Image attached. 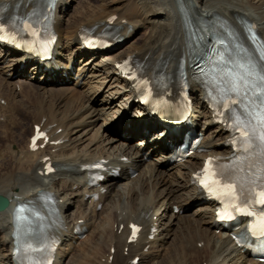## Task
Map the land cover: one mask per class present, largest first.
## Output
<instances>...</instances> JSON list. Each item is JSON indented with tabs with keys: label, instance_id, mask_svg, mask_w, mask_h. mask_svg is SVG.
Segmentation results:
<instances>
[{
	"label": "bare ground",
	"instance_id": "bare-ground-1",
	"mask_svg": "<svg viewBox=\"0 0 264 264\" xmlns=\"http://www.w3.org/2000/svg\"><path fill=\"white\" fill-rule=\"evenodd\" d=\"M36 1L0 0V10L7 9L9 17L26 15ZM74 1L80 0L57 3L54 63L36 61L30 54L23 56L0 44V97L5 100L0 104V119L4 122L0 135V173H4L0 174V195L10 201L9 209L0 213V264H16L11 237L15 206L24 201L36 204L47 193L57 199L62 216L56 231L62 245L55 264H134L137 257L140 264H260L238 249L228 232L217 234L214 205L196 208L201 198L193 184L194 174L204 158L231 155L224 146L229 133L222 125L213 127L215 116L206 107L205 91L194 87L192 97L200 107L196 108L200 109L198 119L199 126H203L200 132L205 133L202 146L206 153L191 157L185 164H171L169 155L153 150V145H160L159 134L145 149L127 143L139 137L147 140V136L139 131L137 122L129 121L136 96L117 65L132 55L151 73H162L164 77L176 74L181 59L188 54L189 21L195 23L194 28L201 20L231 24L240 34L243 21L249 20L264 39V0H119L115 5L109 4L110 0H85L82 11L70 16ZM112 18H116L114 23ZM108 27L126 40L123 48L112 53L82 50L84 28L101 32ZM140 31L145 35L138 40ZM23 61L25 66L21 65ZM44 67L53 71L47 72ZM59 67L65 70L57 71ZM74 68L77 78L69 85L62 75ZM29 74L42 76L31 83L23 79ZM25 98L29 99L27 103ZM149 115L146 111L140 123L152 129L154 119L151 121ZM28 118L31 124L23 126ZM100 120L104 125L98 128ZM9 125L16 126V130ZM35 126L51 127L52 140L65 143L30 152L29 140ZM119 127L123 134H115ZM2 137L9 138V143L2 142ZM165 138L174 142L176 136L167 134ZM252 147L258 150L253 158L264 160L259 144ZM157 153L160 159L153 161ZM46 157L55 163L56 174L41 175ZM98 159L122 170L118 179L109 178L102 184L107 192L96 202L86 198L98 190L88 189L87 172L82 168ZM214 165L224 173L233 170L232 165ZM129 168L140 172L135 182ZM105 201L107 209L102 212L107 218L96 224L100 216L97 207ZM174 206L184 213L176 214ZM133 221L145 227L134 244L129 243ZM77 226L92 230L79 247L74 246ZM152 228L157 229V236L149 240ZM187 245L190 249L185 248Z\"/></svg>",
	"mask_w": 264,
	"mask_h": 264
},
{
	"label": "snow or ice",
	"instance_id": "snow-or-ice-1",
	"mask_svg": "<svg viewBox=\"0 0 264 264\" xmlns=\"http://www.w3.org/2000/svg\"><path fill=\"white\" fill-rule=\"evenodd\" d=\"M3 31L4 27L0 24V32ZM260 59L264 61V56ZM224 62L229 63L230 61L225 60ZM238 68L239 71L228 70L226 73L229 82V87L225 89L228 93L226 99L232 104L229 108L230 117L233 119L235 130L240 132L243 151L247 152L249 146L258 143L261 155L264 156V70L244 63H240ZM246 159L247 156L234 158L233 169L238 172L245 171ZM249 173H251L250 167ZM196 179L199 180L202 189L217 199L228 196L233 201H237L245 191L244 185L238 186L234 177L226 176L223 171L218 172L212 160L206 161L204 172ZM250 184L251 186L247 189L249 198L243 201L249 210L243 214L252 219L249 231L253 235L264 237V166L258 168L253 174ZM256 205L259 206V211ZM24 210L25 206L18 207V220ZM236 210L240 211V208L237 207ZM257 225H259L258 231Z\"/></svg>",
	"mask_w": 264,
	"mask_h": 264
},
{
	"label": "rangeland",
	"instance_id": "rangeland-1",
	"mask_svg": "<svg viewBox=\"0 0 264 264\" xmlns=\"http://www.w3.org/2000/svg\"><path fill=\"white\" fill-rule=\"evenodd\" d=\"M117 2H119V0H110L109 1V4H113V5H115ZM86 2H85V0H80L79 2H73V5H72V7L69 9V11L68 12H70L69 14H70V16H73V15H75V14H77V11L79 12H81L82 11V9H81V7L85 4ZM143 35H145V32L144 31H140V33H139V35L136 37V39H140ZM27 80H30V78H27ZM29 82H32V83H35V79L34 80H32V81H29ZM37 98H38V96H35V100H37ZM29 101V99L28 98H25L24 99V102L25 103H27ZM66 101H67V99H66ZM31 122V118H28L27 120H26V122H24L23 123V126H27L28 125V123L29 124H31L30 123ZM26 123V124H25ZM4 124V122H3V120H1L0 119V135L3 133V125ZM104 125V120H100L99 121V123L97 124V127L99 128V127H101V126H103ZM2 126V127H1ZM9 127L12 129V130H16V126H10L9 125ZM104 128V127H103ZM119 131V130H118ZM117 131V132H118ZM116 132V131H115ZM120 132V131H119ZM116 134H119V133H116ZM117 136V135H116ZM28 137V136H27ZM1 141L2 142H5V143H9L8 141H9V138H3L2 137V139H1ZM139 144H140V142H139ZM137 145H138V143H137ZM159 155H157V157H155L153 160H157V159H160V157H158ZM4 161V159L2 160V162ZM2 176H3V172L2 173H0ZM139 174H140V172H138L137 173V175L136 176H134L133 178H132V182H135L136 181V179H138V176H139ZM126 182H123V184H125ZM107 203V204H106ZM173 203V202H172ZM171 203V204H172ZM175 203V202H174ZM107 205H108V202H105L104 203V211H105V209H107ZM106 206V207H105ZM199 207V205H197L196 206V208H198ZM195 208V209H196ZM194 209V210H195ZM193 210V211H194ZM103 210H101V211H98V213H100V216L96 219V224L98 223V222H102V221H104V220H106V216L107 215H105L106 213H104V212H102ZM103 214V215H102ZM169 214H171V212H169ZM190 215V214H189ZM189 217V216H188ZM101 219V220H100ZM191 220H194V218L192 219V217H191ZM98 221V222H97ZM192 222V221H191ZM91 229H90V232L88 233V235L91 233ZM109 242V240H107V243ZM78 247L80 246V244L78 243V245H77ZM185 248H187V249H190V245H187ZM79 253V252H78ZM6 254H7V252H6ZM106 261V260H105ZM105 261H103V263L105 262Z\"/></svg>",
	"mask_w": 264,
	"mask_h": 264
},
{
	"label": "water",
	"instance_id": "water-1",
	"mask_svg": "<svg viewBox=\"0 0 264 264\" xmlns=\"http://www.w3.org/2000/svg\"><path fill=\"white\" fill-rule=\"evenodd\" d=\"M10 206L9 200L3 196H0V212H4Z\"/></svg>",
	"mask_w": 264,
	"mask_h": 264
}]
</instances>
